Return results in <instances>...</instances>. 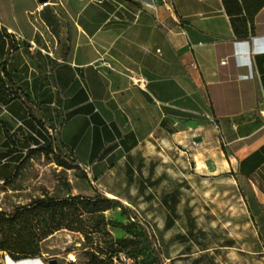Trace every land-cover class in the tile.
<instances>
[{
	"label": "crops",
	"instance_id": "0c3cea01",
	"mask_svg": "<svg viewBox=\"0 0 264 264\" xmlns=\"http://www.w3.org/2000/svg\"><path fill=\"white\" fill-rule=\"evenodd\" d=\"M0 75V184L50 140L92 182L173 145L250 183L264 248V0H0Z\"/></svg>",
	"mask_w": 264,
	"mask_h": 264
},
{
	"label": "rangeland",
	"instance_id": "374dc122",
	"mask_svg": "<svg viewBox=\"0 0 264 264\" xmlns=\"http://www.w3.org/2000/svg\"><path fill=\"white\" fill-rule=\"evenodd\" d=\"M194 154L181 153L173 145L169 152L144 151L136 168L124 169L121 176L117 169L98 182H92L86 169H65L52 155L35 154L11 181L0 184V212L11 214L39 199L94 197L96 187L117 195L139 214L161 253L160 257L147 246L139 228L118 227L129 221L115 207L104 213L108 224L101 226L95 240L108 249L117 248V239H128L115 264H264L255 222L258 206L250 183L222 168L215 175L202 174L208 169L192 160ZM83 245L81 234L61 230L41 242L40 256L15 261L1 251L0 264L84 262Z\"/></svg>",
	"mask_w": 264,
	"mask_h": 264
},
{
	"label": "trees",
	"instance_id": "16d2710c",
	"mask_svg": "<svg viewBox=\"0 0 264 264\" xmlns=\"http://www.w3.org/2000/svg\"><path fill=\"white\" fill-rule=\"evenodd\" d=\"M6 82L0 75V90ZM35 154L53 156L54 161L65 169H80L74 159L64 155L53 141L28 152L26 157ZM25 159V160H26ZM91 182V181H90ZM94 197H69L66 199H39L31 205L17 208L13 213L0 212V252H6L15 261L34 258L41 255L40 244L56 232L68 230L81 234L84 238V262L71 264H115L119 254L123 253L121 245L128 239H117V248L108 249L98 245L97 233L102 225H107L104 213L115 207L122 210L129 224H119L123 229L139 228L148 247L161 257L157 241L148 224L131 207L111 198L93 187ZM96 244V245H95ZM120 248V249H119Z\"/></svg>",
	"mask_w": 264,
	"mask_h": 264
},
{
	"label": "built area",
	"instance_id": "2783aa9c",
	"mask_svg": "<svg viewBox=\"0 0 264 264\" xmlns=\"http://www.w3.org/2000/svg\"><path fill=\"white\" fill-rule=\"evenodd\" d=\"M199 1H209V0H199ZM132 80L139 86H143V84H144V81H142L141 79H139V78H137L135 76L132 77ZM56 132L57 131H54L53 133H51V135H54Z\"/></svg>",
	"mask_w": 264,
	"mask_h": 264
},
{
	"label": "water",
	"instance_id": "95a60500",
	"mask_svg": "<svg viewBox=\"0 0 264 264\" xmlns=\"http://www.w3.org/2000/svg\"><path fill=\"white\" fill-rule=\"evenodd\" d=\"M40 3H44L47 0H38ZM49 264H58L56 260L49 261Z\"/></svg>",
	"mask_w": 264,
	"mask_h": 264
}]
</instances>
